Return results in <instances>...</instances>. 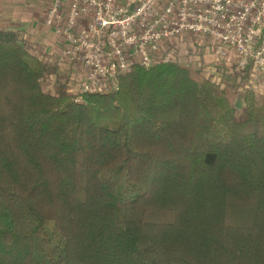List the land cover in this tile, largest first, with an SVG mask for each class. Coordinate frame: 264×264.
<instances>
[{"label":"trees","instance_id":"obj_1","mask_svg":"<svg viewBox=\"0 0 264 264\" xmlns=\"http://www.w3.org/2000/svg\"><path fill=\"white\" fill-rule=\"evenodd\" d=\"M231 67L136 63L78 101L0 27V264H264V93Z\"/></svg>","mask_w":264,"mask_h":264},{"label":"built area","instance_id":"obj_2","mask_svg":"<svg viewBox=\"0 0 264 264\" xmlns=\"http://www.w3.org/2000/svg\"><path fill=\"white\" fill-rule=\"evenodd\" d=\"M43 24L81 70L71 92L115 87L136 63L178 60L181 44L207 43L237 70L264 76V0H46Z\"/></svg>","mask_w":264,"mask_h":264},{"label":"crops","instance_id":"obj_3","mask_svg":"<svg viewBox=\"0 0 264 264\" xmlns=\"http://www.w3.org/2000/svg\"><path fill=\"white\" fill-rule=\"evenodd\" d=\"M46 7V0H0V27L15 29L20 35L28 38L36 46L40 55L55 62L59 69L60 64L65 63L66 65V60L61 56V43L55 38L51 29L42 22ZM204 59L218 63L221 60L215 56L212 47ZM226 62V67L230 68L234 60H226ZM66 67L71 72H75V68L69 63ZM250 81L256 88H259L257 89L259 92L264 93L263 75L252 76Z\"/></svg>","mask_w":264,"mask_h":264},{"label":"rangeland","instance_id":"obj_4","mask_svg":"<svg viewBox=\"0 0 264 264\" xmlns=\"http://www.w3.org/2000/svg\"><path fill=\"white\" fill-rule=\"evenodd\" d=\"M174 46V45H173ZM172 46V47H173ZM176 47L177 51V58L178 61L186 64H191L195 67H200L203 69V71L212 77V79L218 81L221 77V73L226 70V72L231 73L232 72V67H223L221 66L220 63L217 61H206L204 58H206L207 54L210 52L211 47L205 43L201 42L200 44H181ZM38 51V50H37ZM72 65L69 61L66 60V65L65 63L60 64V68L58 69L57 74H52L47 76L44 81V88L46 90L54 91L55 85L57 84L58 80L65 81L67 83V86L69 87L68 90L70 91L71 88L72 90L78 86L80 83L81 79V70L78 68H75L74 71H70L68 69L67 64ZM231 64V63H230ZM80 74V75H79ZM249 84L254 87L256 90L259 88H256L252 82L250 81ZM241 89H239L238 92H240ZM259 91V90H257Z\"/></svg>","mask_w":264,"mask_h":264}]
</instances>
